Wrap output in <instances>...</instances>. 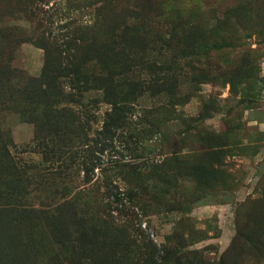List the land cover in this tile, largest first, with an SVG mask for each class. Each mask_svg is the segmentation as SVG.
<instances>
[{
    "label": "rangeland",
    "instance_id": "rangeland-1",
    "mask_svg": "<svg viewBox=\"0 0 264 264\" xmlns=\"http://www.w3.org/2000/svg\"><path fill=\"white\" fill-rule=\"evenodd\" d=\"M0 264H264V0H0Z\"/></svg>",
    "mask_w": 264,
    "mask_h": 264
},
{
    "label": "trees",
    "instance_id": "trees-1",
    "mask_svg": "<svg viewBox=\"0 0 264 264\" xmlns=\"http://www.w3.org/2000/svg\"><path fill=\"white\" fill-rule=\"evenodd\" d=\"M118 109L114 108L112 110V115H110V121H112V124L110 123V125H115L117 124V114H118ZM239 233L238 236L236 237V242H244V244L248 245V242L251 243L253 241H251V239L249 238V234L247 237H245V233L243 229H239ZM262 247V246H261ZM164 253V254H163ZM169 256H173L175 257V262L176 263H184V262H189L191 260H193V258L200 256V258L202 257L198 251H190L188 254H184L182 252L178 253L176 249H170V248H163L162 249V254L159 253L160 257L164 258L166 257V255ZM201 261L205 262L207 261L206 258L202 257Z\"/></svg>",
    "mask_w": 264,
    "mask_h": 264
}]
</instances>
